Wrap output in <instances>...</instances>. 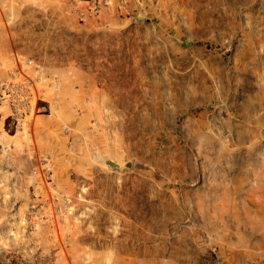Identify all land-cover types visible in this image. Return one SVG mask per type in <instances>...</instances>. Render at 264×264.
<instances>
[{"label":"rangeland","instance_id":"374dc122","mask_svg":"<svg viewBox=\"0 0 264 264\" xmlns=\"http://www.w3.org/2000/svg\"><path fill=\"white\" fill-rule=\"evenodd\" d=\"M0 0V255L264 264V0Z\"/></svg>","mask_w":264,"mask_h":264},{"label":"built area","instance_id":"2783aa9c","mask_svg":"<svg viewBox=\"0 0 264 264\" xmlns=\"http://www.w3.org/2000/svg\"><path fill=\"white\" fill-rule=\"evenodd\" d=\"M30 87L29 81L26 80L21 83H2L0 99L7 103L9 116L17 126L22 125L32 111L29 107L33 99Z\"/></svg>","mask_w":264,"mask_h":264},{"label":"trees","instance_id":"16d2710c","mask_svg":"<svg viewBox=\"0 0 264 264\" xmlns=\"http://www.w3.org/2000/svg\"><path fill=\"white\" fill-rule=\"evenodd\" d=\"M0 264H23V261L16 254L0 255Z\"/></svg>","mask_w":264,"mask_h":264}]
</instances>
